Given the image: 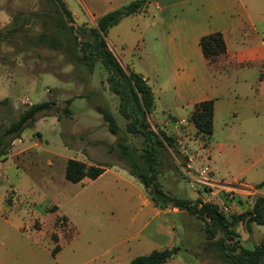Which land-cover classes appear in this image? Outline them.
<instances>
[{
  "label": "rangeland",
  "instance_id": "1",
  "mask_svg": "<svg viewBox=\"0 0 264 264\" xmlns=\"http://www.w3.org/2000/svg\"><path fill=\"white\" fill-rule=\"evenodd\" d=\"M64 1L77 25L91 27L98 16L132 0ZM240 1L264 36V0ZM47 9L45 0H0V15H9L7 24L0 16V28L13 15L29 17ZM140 12L124 17L106 36L121 64L135 72L142 63L140 36L147 22ZM40 30L35 19L23 27L12 45L0 46V99L8 98L0 104V122L9 124L33 103L53 102L50 109L36 114L35 123L24 129L21 141H13L9 154L0 161V264H127L137 255L171 246L180 250L163 264H222L216 250L205 249L210 241L201 218L172 206L158 209L157 215L144 201L147 197L151 202L143 185L128 173L116 151L109 152L116 141L137 147L139 140L125 132V121L100 62L90 72L82 62L70 61L64 51L34 47L33 36ZM253 72L228 70L220 76L228 95L218 102L206 147L189 130L188 110L170 112L172 119L161 111L148 115L153 129L174 133L178 149L187 157V165L177 170L179 161L172 148L165 149L157 174L163 189L192 201H208V186L185 174L188 166L207 165L225 186L217 187L218 197L211 200L225 203L228 218L250 210L255 199L264 196V185L247 184L264 176V103L251 97L258 86L248 81ZM104 108L117 118L121 128L117 135L107 129ZM174 119L183 124H175ZM259 157L263 159L251 166ZM70 158L87 165L106 163L108 170L96 179L73 183L64 177ZM235 177L234 183L225 182ZM233 226L240 244L248 249L264 233V226L254 222L248 228L242 221ZM56 245L59 248L53 254Z\"/></svg>",
  "mask_w": 264,
  "mask_h": 264
},
{
  "label": "trees",
  "instance_id": "2",
  "mask_svg": "<svg viewBox=\"0 0 264 264\" xmlns=\"http://www.w3.org/2000/svg\"><path fill=\"white\" fill-rule=\"evenodd\" d=\"M45 1L48 7L46 11L35 12L29 17L13 15L12 21L0 28V46L6 43L12 45L19 38L23 27L36 19L41 30L33 36L34 47L64 51L70 61L82 62L90 72H93L96 62H100L107 73L105 79L108 89L117 100V111L125 121L124 130L139 140L137 147L116 141L108 147L109 152L116 151L117 158L125 162L128 173L143 185L157 208L163 210L168 206L177 207L201 218L205 223V236L210 241L205 249L216 250V256L222 264H264V236L252 249H248L240 244L239 233L233 226L238 221H242L246 228L252 222L264 226V196H258L250 210L228 218L217 203L201 199L192 201L174 195L165 191L157 181L162 155L167 147L172 148L180 166L186 165L187 157L178 149L174 135L152 128L148 115L155 109V99L150 85L141 74L121 64L106 40L110 28L124 17L140 12L151 0H132L98 16L95 26L91 27L69 24L75 21L64 0ZM199 46L210 65L226 53L224 37L219 31L201 36ZM7 101V97L0 99V104H6ZM52 104L51 100L33 103L19 112L17 118L9 124L0 122V161L6 157L11 144L21 136L24 129L35 123L36 114L50 109ZM213 116V99L197 102L189 115V121L194 125L196 134L203 139L204 146L213 132ZM102 117L108 131L117 135L121 128L115 114L104 108ZM106 166V163L87 165L70 158L65 165L64 177L73 183L84 178L96 179ZM258 185H264V179ZM58 248V245L54 247L53 254ZM179 250V246L153 249L147 254L135 256L127 264H163Z\"/></svg>",
  "mask_w": 264,
  "mask_h": 264
},
{
  "label": "crops",
  "instance_id": "3",
  "mask_svg": "<svg viewBox=\"0 0 264 264\" xmlns=\"http://www.w3.org/2000/svg\"><path fill=\"white\" fill-rule=\"evenodd\" d=\"M140 13L147 17V22L141 31L139 49L142 63L137 72L152 89L155 99L153 112L161 111L172 119L170 112L186 109L190 115L194 104L213 99L214 122L218 102L228 95L223 91L220 80V76H224L228 70H254L253 78L248 81H254L258 86L250 94L255 101L264 103V36L256 26L258 21L240 0H151ZM0 16L6 24L9 22L8 14ZM261 22L264 23V18H261ZM216 31L223 34L226 53L210 65L202 54L199 39ZM174 121L175 124H183L181 120ZM164 125L167 123L164 122ZM190 125L189 130L195 133L194 125L191 122ZM164 131L174 135L173 132ZM14 141L20 142L21 139L19 137ZM176 141L179 140L176 138ZM262 159L259 157L251 166ZM179 167L178 164L175 169L179 170ZM107 170L108 166L102 174ZM244 172L239 177H243ZM263 179L264 176L255 184H247L254 187ZM235 180L236 177L225 182L232 184ZM259 192L262 193V189ZM144 201L151 204L158 215L161 209L148 201L147 197Z\"/></svg>",
  "mask_w": 264,
  "mask_h": 264
},
{
  "label": "built area",
  "instance_id": "4",
  "mask_svg": "<svg viewBox=\"0 0 264 264\" xmlns=\"http://www.w3.org/2000/svg\"><path fill=\"white\" fill-rule=\"evenodd\" d=\"M204 149V147H203ZM185 174L188 178H191L195 181H197L198 183L203 184L204 186H208V191H209V199L208 201L213 202L211 199L213 197H218V193L219 191L216 189L217 187H225L223 186V184L217 182L214 178H213V174L210 170V168L206 165V166H201L198 168H192L190 166L187 167V169L185 170ZM220 206V209L223 212H227L228 211V207L225 205V203H217Z\"/></svg>",
  "mask_w": 264,
  "mask_h": 264
},
{
  "label": "water",
  "instance_id": "5",
  "mask_svg": "<svg viewBox=\"0 0 264 264\" xmlns=\"http://www.w3.org/2000/svg\"><path fill=\"white\" fill-rule=\"evenodd\" d=\"M69 24H72L73 26H77V24L74 22V23H69ZM76 33V32H75ZM77 34V33H76Z\"/></svg>",
  "mask_w": 264,
  "mask_h": 264
}]
</instances>
